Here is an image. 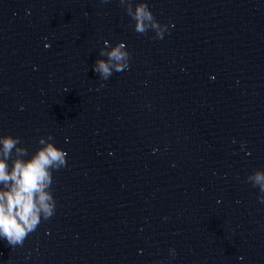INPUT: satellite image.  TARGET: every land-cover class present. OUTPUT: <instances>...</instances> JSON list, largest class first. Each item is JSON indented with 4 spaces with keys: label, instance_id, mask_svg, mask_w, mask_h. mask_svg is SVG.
<instances>
[{
    "label": "water",
    "instance_id": "obj_1",
    "mask_svg": "<svg viewBox=\"0 0 264 264\" xmlns=\"http://www.w3.org/2000/svg\"><path fill=\"white\" fill-rule=\"evenodd\" d=\"M9 135V172L67 156L0 264H264V0H0V159Z\"/></svg>",
    "mask_w": 264,
    "mask_h": 264
},
{
    "label": "clouds",
    "instance_id": "obj_2",
    "mask_svg": "<svg viewBox=\"0 0 264 264\" xmlns=\"http://www.w3.org/2000/svg\"><path fill=\"white\" fill-rule=\"evenodd\" d=\"M134 30L144 34L146 22H152L153 28L158 25L153 20V13L147 3L139 5L135 9ZM158 38H163L160 33ZM124 43H119L110 53V60L127 61L128 53L121 51L125 48ZM129 64L116 63L114 68L117 72L128 68ZM102 73L105 78L111 75L109 64L98 61L94 69ZM18 138L11 135L3 138V156L0 159V184H3L6 191H0V237L11 246L22 245L25 238L36 230L41 222V213L44 219H49L55 212V199L53 195L44 192V188L52 183L50 169L59 170L66 165L67 153L59 148L48 144L46 147L38 149L27 161L15 160L9 172L6 160L11 150L18 143ZM43 144V141H41ZM21 154H26V150L17 149ZM257 183L264 181V176L256 175ZM264 190V183H261Z\"/></svg>",
    "mask_w": 264,
    "mask_h": 264
}]
</instances>
